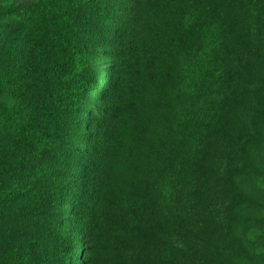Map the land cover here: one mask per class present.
<instances>
[{"label":"trees","instance_id":"1","mask_svg":"<svg viewBox=\"0 0 264 264\" xmlns=\"http://www.w3.org/2000/svg\"><path fill=\"white\" fill-rule=\"evenodd\" d=\"M215 1L219 17L230 20L231 28L204 47L193 72L202 87L199 95L215 100L213 125L207 124L204 110H197L196 118L186 113L174 159L164 167L190 165L191 140L198 132L207 134L204 160L209 164L238 156L244 147L252 165L236 181L252 200L241 202L239 208L247 211L232 222L226 248L219 244V252L207 255L221 264H264V116L254 135L243 129L238 111L254 105L245 90L241 94L240 67L262 54L253 37L259 0ZM158 2L0 0V236L8 235L14 217L20 218L18 232L7 236L14 238V246L0 251V264H64L73 241L96 230L103 217L111 225L120 222L124 235L131 232L139 203L109 219L112 212L104 213L101 200L111 179L113 147L127 118L126 93L150 90L155 83L150 70L156 62L148 60L143 27L150 11L160 13ZM95 26L108 41H117L109 50L113 64L102 92ZM241 27L247 30L242 42ZM184 63L185 68L192 64ZM146 74L149 79L142 78ZM132 133L142 139L144 129ZM78 199L84 200L81 211L73 203ZM23 202L34 211L23 212ZM157 216L163 222L164 216ZM160 224L164 230L149 241L142 264H203L200 248L176 253L165 244L169 231ZM128 252L119 264L138 263L132 248Z\"/></svg>","mask_w":264,"mask_h":264},{"label":"rangeland","instance_id":"2","mask_svg":"<svg viewBox=\"0 0 264 264\" xmlns=\"http://www.w3.org/2000/svg\"><path fill=\"white\" fill-rule=\"evenodd\" d=\"M112 1L119 5L124 0ZM258 3L256 11L260 20L253 29V37L262 54L240 67L245 79L241 94L245 90L254 105L238 110L242 113L243 129L253 134H259L257 127L264 116V0ZM158 5L160 13H155L156 9L150 11L143 27L148 60L156 62L150 70L156 73L155 83L150 90L141 88L133 93L129 89L126 93L127 118L113 147L111 179L101 200L104 213L112 212L109 219L116 211L133 206V202L139 203L133 214L134 227L124 235L120 222L111 225L103 217L96 230L73 241L69 254L63 259L64 264H119L129 258L128 248L137 256L135 264H142V258L150 251L149 241L157 231L164 230L160 222L168 227L169 234L164 240L165 244L170 243L173 251L180 253L189 248L194 251L198 247L204 257H201L203 264H221L210 260L207 253L219 252V244L226 248V233L231 230L232 222L243 210L247 211L239 208L241 202L252 200L251 193H243L236 181V176L247 165H252L245 148H241L238 156L209 164L204 160L205 132L196 133L191 140L189 166L180 163L174 168L164 167L165 161L170 166L174 159L186 113H193L196 118L197 110H204L207 124L213 125L215 100L203 97V93L199 95L202 87L198 88V81L193 80L195 60L205 46L231 28L232 22L219 17V3L215 0H159ZM100 30L95 26L92 32L97 34L95 58L101 69L102 92L113 64L109 50L116 47L117 41L113 38L108 41ZM205 30L208 31L205 33ZM246 36L247 30L241 27L238 40L242 42V37ZM184 59L191 60L192 64L186 63L185 68ZM147 77V74L142 76L143 79ZM230 117L231 112H228L227 118ZM192 125H196L195 120ZM137 127L144 129L142 139L132 133ZM162 170L166 172L163 177ZM82 201L73 202L77 211L82 210ZM21 210L34 211L26 202L22 203ZM157 214L164 216V223ZM14 219L10 234L18 232L20 218ZM7 236H0L3 253L14 246V238Z\"/></svg>","mask_w":264,"mask_h":264}]
</instances>
